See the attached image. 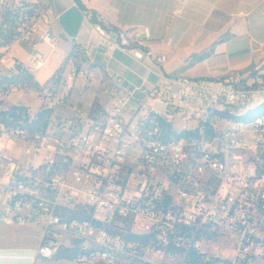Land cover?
<instances>
[{"label": "built area", "instance_id": "1", "mask_svg": "<svg viewBox=\"0 0 264 264\" xmlns=\"http://www.w3.org/2000/svg\"><path fill=\"white\" fill-rule=\"evenodd\" d=\"M0 7L16 18L13 39L0 36V226L40 232L34 249H0V264H40L64 250L76 253L70 264H264V80L173 76L130 89L107 71V103L95 97L69 116L55 113L69 89L57 99L59 90L34 91L37 112L53 115L33 131L37 112L9 100L26 90L1 82L43 69L39 47L57 45L55 18L28 0ZM92 31L106 57L152 60L147 27L102 21ZM17 44L31 50L26 63ZM93 47L74 52L62 84H86L77 61L93 65ZM12 106L26 116L15 121Z\"/></svg>", "mask_w": 264, "mask_h": 264}, {"label": "crops", "instance_id": "2", "mask_svg": "<svg viewBox=\"0 0 264 264\" xmlns=\"http://www.w3.org/2000/svg\"><path fill=\"white\" fill-rule=\"evenodd\" d=\"M28 1L50 9L55 18L58 43L54 48L40 45L45 66L32 74L37 80V74L46 71L47 79L37 80L40 85L62 66L74 44L87 42L94 45L90 71L117 73L130 89L150 88L162 77L173 76L217 79L237 74L264 80V0H78L84 9L75 0ZM177 11L180 15L173 17ZM102 21L127 31L149 28L152 60L140 63L121 51L106 57L92 31L93 24ZM13 54L26 63L31 50L17 44Z\"/></svg>", "mask_w": 264, "mask_h": 264}, {"label": "rangeland", "instance_id": "3", "mask_svg": "<svg viewBox=\"0 0 264 264\" xmlns=\"http://www.w3.org/2000/svg\"><path fill=\"white\" fill-rule=\"evenodd\" d=\"M3 8L0 7V15L3 13ZM1 20V19H0ZM60 56V55H59ZM54 65V64H53ZM77 65L83 68L88 74L86 84L83 79L76 80L71 88L60 83V88L54 98H59L62 94H66L69 89L68 95L65 97V107H56L55 113L59 116H69L72 114L71 107L78 105V107L85 108L92 102L95 97H98V102L102 104L107 103V98L103 94L104 84L106 82L105 74L93 73L90 71L94 67L91 64L85 63L84 60H78ZM69 63H65V67L69 70ZM65 73V72H64ZM63 73V75H64ZM62 75V78H63ZM48 77L46 71L37 74V80L43 83ZM62 82V79H61ZM11 104L26 105L32 112H37L41 107V102L34 91H20L14 92L9 98ZM40 232L33 227H15V226H0V247L17 246L22 248V245H35L39 243ZM40 264H70L68 261H43ZM105 264V263H99Z\"/></svg>", "mask_w": 264, "mask_h": 264}, {"label": "trees", "instance_id": "4", "mask_svg": "<svg viewBox=\"0 0 264 264\" xmlns=\"http://www.w3.org/2000/svg\"><path fill=\"white\" fill-rule=\"evenodd\" d=\"M75 2L84 9L83 5L78 1L75 0ZM40 5V4H39ZM15 23L16 18L9 12H4L1 15V29L0 36L3 37V40L5 43L10 42L13 39L14 36V30H15ZM6 29V31H5ZM79 44H74L72 46L71 51L69 52L68 56L66 57L64 63L62 66L52 75V77L47 80L43 85H40L38 81L34 78L33 75L27 74L23 77H14V78H4V80L1 82V84H7L8 86L14 85L17 87H20L21 89L27 90V91H42L44 89H49L52 91H57L60 88V83L62 79V75L66 70L65 63L69 61L70 57L79 49ZM93 67V65H92ZM95 102H98V97H96ZM20 109L19 115L15 113V110ZM260 113V112H258ZM10 117L14 118L15 121L19 120L21 117L26 116V111L23 108V106H12L10 111ZM53 115V111L49 109H42L41 111L37 112L36 119L33 123L32 130H41L45 129ZM0 121L5 122V117H1ZM132 239L137 240H147L146 237H138V236H132L130 237ZM147 242V241H146ZM76 256L75 252H70L69 250H64L60 252L57 257L56 261H71Z\"/></svg>", "mask_w": 264, "mask_h": 264}]
</instances>
